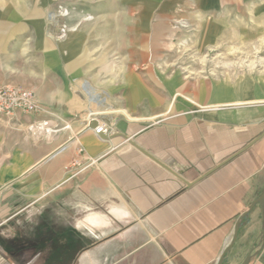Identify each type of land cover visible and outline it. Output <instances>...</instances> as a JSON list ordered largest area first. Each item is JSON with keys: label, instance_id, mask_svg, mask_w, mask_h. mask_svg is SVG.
<instances>
[{"label": "crops", "instance_id": "crops-1", "mask_svg": "<svg viewBox=\"0 0 264 264\" xmlns=\"http://www.w3.org/2000/svg\"><path fill=\"white\" fill-rule=\"evenodd\" d=\"M204 27L212 36L225 22ZM114 31L108 40L118 42L119 25ZM97 63L93 85L112 90L116 69L109 57ZM249 89L238 91V101L211 105L175 92L162 113L179 110L153 123H105L93 111L81 117L55 111L59 126L69 127L48 141L26 132L33 117L0 121V264H218L219 258L224 264L241 243V228L260 210L250 207L264 188V136L257 139L264 116L228 112L263 106L259 99L242 100ZM89 116L110 132L77 136Z\"/></svg>", "mask_w": 264, "mask_h": 264}, {"label": "rangeland", "instance_id": "rangeland-1", "mask_svg": "<svg viewBox=\"0 0 264 264\" xmlns=\"http://www.w3.org/2000/svg\"><path fill=\"white\" fill-rule=\"evenodd\" d=\"M217 21L225 27L210 36L204 26ZM117 25L119 41L111 42ZM99 57H109L117 71L112 90L93 85ZM2 82L28 88L55 115L93 111L105 123L157 122L179 110L162 113L175 92L211 105L238 101V91L250 88L242 100L264 101V0H0ZM259 105L228 112L264 116V103ZM255 211L224 264H243L249 253L248 264H264L263 213Z\"/></svg>", "mask_w": 264, "mask_h": 264}, {"label": "built area", "instance_id": "built-area-1", "mask_svg": "<svg viewBox=\"0 0 264 264\" xmlns=\"http://www.w3.org/2000/svg\"><path fill=\"white\" fill-rule=\"evenodd\" d=\"M22 116L34 118L26 125V132L36 140L48 141L58 131L69 127V125L59 126L61 120L58 116L41 105L31 90L13 82H2L0 84V121L17 123ZM89 117V121L93 119L97 121V127L93 131L96 135L110 132V128L105 123H101L95 116Z\"/></svg>", "mask_w": 264, "mask_h": 264}, {"label": "water", "instance_id": "water-1", "mask_svg": "<svg viewBox=\"0 0 264 264\" xmlns=\"http://www.w3.org/2000/svg\"><path fill=\"white\" fill-rule=\"evenodd\" d=\"M96 127H97V121H96L95 119L90 120V121L87 122L86 126L81 130V132H79V133L77 134V136H80L81 134H83V133H85V132L94 131ZM263 136H264V133L261 134L257 139H259V138H261V137H263ZM124 138H125V139H128L126 136H124ZM74 139H75V137H73V138H71L70 140H68L64 145H62V146H61L60 148H58L55 152H53L51 155H49L45 160L39 162V163L35 166V168H36L37 166H39L40 164H42L43 162H45L46 160H48L49 158H51L53 155H55V154H57L58 152H60L61 150H63L68 144L72 143V142L74 141ZM138 149H139L142 153H144V154L150 156L148 153H146V152H145L144 150H142L141 148H138ZM150 157H151V156H150ZM151 158H152V157H151ZM152 159H154V158H152ZM158 163H159V162H158ZM182 181H183V180H182ZM184 183H186V182H184ZM4 188H6V186H4L2 189H4ZM255 205H259V207H260V209H261V211H262V213H263V222H264V188H263V191H262L260 197H259V198H258L253 204H252V206L250 207V209H251L253 206H255ZM250 209H248V211H249ZM248 211H247L246 213H248ZM238 226H239V224H237V226L235 227V233H237V231H238ZM230 248H231L230 246H227L226 249L224 250V254H226V253L230 250ZM222 259H223V258H219V260H218V264H221ZM249 260H250V253H249V254L247 255V257L245 258L243 264H248Z\"/></svg>", "mask_w": 264, "mask_h": 264}]
</instances>
